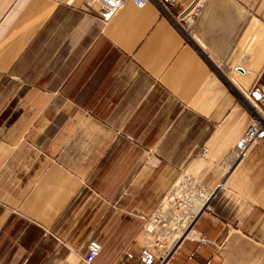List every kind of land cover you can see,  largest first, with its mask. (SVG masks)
<instances>
[{"label":"crops","instance_id":"1","mask_svg":"<svg viewBox=\"0 0 264 264\" xmlns=\"http://www.w3.org/2000/svg\"><path fill=\"white\" fill-rule=\"evenodd\" d=\"M197 2L187 24L154 1L103 22L85 0H0V264H86L92 237V264H146L180 180L206 202L153 246H174L164 264H264V138L225 161L264 84V0Z\"/></svg>","mask_w":264,"mask_h":264},{"label":"built area","instance_id":"2","mask_svg":"<svg viewBox=\"0 0 264 264\" xmlns=\"http://www.w3.org/2000/svg\"><path fill=\"white\" fill-rule=\"evenodd\" d=\"M131 1L134 5L141 7L149 1H154L159 8L172 16L184 19V23L191 24L200 14L201 5L195 0L188 6L182 7L178 13L175 12V0H85L87 10H92L103 22H108L124 5ZM94 7L96 9L94 10ZM249 101L256 106L252 109V119L245 129L241 138L226 155L227 163H235L242 160L251 144L264 138V84L255 82L248 90ZM204 149H202V152ZM203 192L195 193L190 198H184L178 195V191L172 190L166 194L155 211L146 218L144 232L146 234V243L142 248L141 260L146 264H152L155 260L157 264H164L165 260L171 254L173 247L160 249L158 252L153 246L161 245L168 237L176 236L177 231L185 230L195 220L198 211L201 209ZM160 246V247H161ZM158 247V246H157ZM163 247V246H162ZM101 248L97 237H92L86 244V250L82 256L83 262L92 264L94 258ZM164 248V247H163Z\"/></svg>","mask_w":264,"mask_h":264},{"label":"rangeland","instance_id":"3","mask_svg":"<svg viewBox=\"0 0 264 264\" xmlns=\"http://www.w3.org/2000/svg\"><path fill=\"white\" fill-rule=\"evenodd\" d=\"M188 17H185L183 20H187ZM234 88V85L232 86ZM249 86H245V91L248 93ZM172 190L178 191V195L184 197V198H190L195 193L202 194V191L197 188L196 184L193 183L190 180H180L171 188V190L168 192L170 193ZM167 193V194H168Z\"/></svg>","mask_w":264,"mask_h":264},{"label":"bare ground","instance_id":"4","mask_svg":"<svg viewBox=\"0 0 264 264\" xmlns=\"http://www.w3.org/2000/svg\"><path fill=\"white\" fill-rule=\"evenodd\" d=\"M250 107H251V109H253V108H255L256 110H257V108H256V106H254V105H250ZM205 198V196H203V201H202V203L200 204V207H202L203 206V204L206 202V198Z\"/></svg>","mask_w":264,"mask_h":264}]
</instances>
